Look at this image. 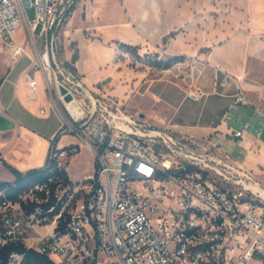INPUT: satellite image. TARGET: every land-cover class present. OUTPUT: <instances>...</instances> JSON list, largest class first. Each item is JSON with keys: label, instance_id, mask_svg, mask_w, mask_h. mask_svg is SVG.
Masks as SVG:
<instances>
[{"label": "built area", "instance_id": "obj_1", "mask_svg": "<svg viewBox=\"0 0 264 264\" xmlns=\"http://www.w3.org/2000/svg\"><path fill=\"white\" fill-rule=\"evenodd\" d=\"M83 1L93 6L0 0V53L12 62L31 58L24 78L29 101L42 80L62 120L60 133L79 139L52 147V169L67 170L65 160L81 144L95 157L94 170L81 179L53 172L18 198L2 199L0 249L23 244L55 264H264V186L253 174L235 168L211 141L146 128L91 90L66 59L63 28ZM234 134L249 143L243 129ZM7 264H26L25 253L12 252Z\"/></svg>", "mask_w": 264, "mask_h": 264}, {"label": "crops", "instance_id": "obj_2", "mask_svg": "<svg viewBox=\"0 0 264 264\" xmlns=\"http://www.w3.org/2000/svg\"><path fill=\"white\" fill-rule=\"evenodd\" d=\"M119 42L138 46L142 55L185 59L167 69L145 62L123 68L119 56L131 53L121 50ZM63 53L87 85L93 86L94 75L103 76L108 68L126 78L131 97L152 100L130 114L155 124L147 121L149 115L179 135L208 139L235 168H246L264 183V0H93L91 8L83 1L63 28ZM11 65L0 70L1 90ZM30 65L31 58L24 70ZM26 89L18 87L6 102L0 100V113L14 123L0 128V156L22 172L47 165L52 141L58 145L62 136V123L41 124L31 116V106L40 101V109H46L39 110L41 115L49 114L45 104L55 108L45 83L41 80L42 94L34 101ZM239 129L249 143L235 136ZM92 156L85 166L91 170L83 177L94 170ZM14 178L0 160V180Z\"/></svg>", "mask_w": 264, "mask_h": 264}, {"label": "rangeland", "instance_id": "obj_3", "mask_svg": "<svg viewBox=\"0 0 264 264\" xmlns=\"http://www.w3.org/2000/svg\"><path fill=\"white\" fill-rule=\"evenodd\" d=\"M25 3L29 5L30 0H25ZM29 16H32L31 10H29ZM20 39L22 40L24 44L27 45L28 50L32 51V47L28 43V40L26 37V32L20 33ZM149 54H154V53L152 52ZM118 59L122 60L120 61V65L123 66V68L136 65L138 62H140V61H137L136 57L133 56L132 54L128 58L127 57L121 58L119 56ZM9 62L13 64L11 65V63L9 64ZM29 62H30V58L28 57V55H23L22 57H20L18 61L12 62L8 54L0 53V70L4 67L8 69L9 65H11L12 67L8 80L6 81L5 85L2 87V90L0 89V100H2L3 102H6L7 99L10 98L11 93H13V90L17 89L18 87L24 90V88L26 87V86L24 87V78H25L24 69L28 66ZM94 76L96 78V80H94L95 84L92 83L93 86L88 85L91 88V90H93L97 95L101 97H104L110 100H115L120 106L123 107L124 111H126L128 114H130L129 112H131V110L133 111L139 107L146 108V107H149L150 104L152 103V100L145 96L135 95L134 97H131V93L129 92V85L126 82V78L124 76L119 77L118 75H116L115 72L108 70V68H105L103 70V76L101 75L102 77L99 76V73H96ZM98 77H101L102 79L101 83L97 82ZM26 93L28 95L27 89H26ZM41 94H42L41 92L37 93L38 96ZM41 103L42 101H40L38 104H34L31 106V109H32L31 116L34 121L41 123V124H49L53 121H56L57 124L62 123V120L59 114L56 112V109L55 108L52 109L49 104H45V106L49 110V114L41 115V113L39 112ZM129 107H131V109ZM133 116L136 119L144 122V120L140 118L139 115H133ZM147 121L148 122L151 121L155 124H149L146 128L170 131L166 127L157 125V123L159 122L157 120L151 119L149 115L147 116ZM146 124L148 123L146 122ZM61 135H62L61 139L58 143V146L60 147H63L62 145L66 143L69 144L71 142H76V143L79 142V139L72 133H66V134H61ZM174 135L184 136V135H179L176 133H174ZM195 140L200 143L203 142L207 146H209V143H210V141L205 138H196ZM80 147L81 149L76 153V155L80 154V156L74 158L73 160L70 158L69 159L67 158L64 163L70 175L76 179L82 178L86 171L91 170L89 168H85V166L87 165L89 166L93 158L92 153L89 151V149L85 145L81 144ZM156 148L159 150L160 154L163 155V157H166L169 155L167 148L162 144V142L157 143ZM215 150L216 149L214 148L210 150V152L214 153V155H217L216 153H219V151L218 150L215 151ZM180 161L181 160H179V162ZM182 163L184 162L182 161ZM263 177L264 176H262V178ZM255 179L258 180L256 177ZM261 183L264 186V183L262 181Z\"/></svg>", "mask_w": 264, "mask_h": 264}, {"label": "trees", "instance_id": "obj_4", "mask_svg": "<svg viewBox=\"0 0 264 264\" xmlns=\"http://www.w3.org/2000/svg\"><path fill=\"white\" fill-rule=\"evenodd\" d=\"M175 35V32L171 33V36ZM119 48L125 52L131 53L136 57L137 61L148 63L152 66L167 69L173 65L184 61L185 57L183 55H173L167 58H161L158 53L154 54H144L142 55L138 51V46L132 45L126 42H119ZM56 145V139L52 141L51 149ZM51 154V152H50ZM50 154L48 159V164L33 168L26 172H22L8 164L0 156V160L3 161L15 174L14 180H0V201L4 198L16 199L24 191L39 183L44 181L53 172L63 175L66 179H69L68 171L63 169L53 170V162L50 161ZM25 253L26 264H55L47 255L37 252L34 249H28L23 244H9L0 249V257L2 258L1 264H7L9 256L12 252Z\"/></svg>", "mask_w": 264, "mask_h": 264}, {"label": "water", "instance_id": "obj_5", "mask_svg": "<svg viewBox=\"0 0 264 264\" xmlns=\"http://www.w3.org/2000/svg\"><path fill=\"white\" fill-rule=\"evenodd\" d=\"M3 82V80L0 81V84ZM70 97L68 96V99ZM145 114L142 113L141 116H144ZM14 126V123L4 114L0 113V128L1 129H8Z\"/></svg>", "mask_w": 264, "mask_h": 264}]
</instances>
